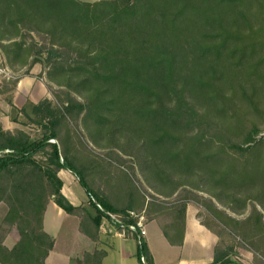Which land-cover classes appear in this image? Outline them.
<instances>
[{
    "label": "trees",
    "instance_id": "obj_1",
    "mask_svg": "<svg viewBox=\"0 0 264 264\" xmlns=\"http://www.w3.org/2000/svg\"><path fill=\"white\" fill-rule=\"evenodd\" d=\"M0 49L14 71L15 62L31 56L3 90L14 89L36 63L38 76L58 86L55 101L32 104L26 114L43 130L40 137L0 125V203L7 206L0 264H45L54 246L43 228L50 201L77 217L79 232L94 242L101 220L115 215L125 225L115 224L119 230L140 216L155 219L166 240L180 245L190 203L204 209L213 226L200 223L220 240L231 231L243 246L259 242L264 0H0ZM87 119L122 131L123 142L113 148L122 146L126 179L138 176L135 196L124 190L129 202L139 193L134 209L113 206L108 190L95 184L85 162L93 154L77 144L72 129ZM61 169L78 179L87 205H73L62 194ZM217 203L236 214L249 206L243 227H230L234 218ZM12 228L19 238L8 248ZM137 239L139 263L155 264L142 236ZM227 254L218 243L212 264L228 261ZM105 255L84 251L75 262L101 264Z\"/></svg>",
    "mask_w": 264,
    "mask_h": 264
},
{
    "label": "crops",
    "instance_id": "obj_2",
    "mask_svg": "<svg viewBox=\"0 0 264 264\" xmlns=\"http://www.w3.org/2000/svg\"><path fill=\"white\" fill-rule=\"evenodd\" d=\"M12 41V40H11ZM11 41L2 40V43L7 44ZM31 60V56L26 58L25 62L17 61L13 64V66L19 68V71H16L18 75L25 71L28 67V64ZM0 62L5 63L10 67V64L7 63L4 54L0 49ZM42 71V66L39 63L32 65L31 69L27 74H23L21 78L18 80L16 87L12 90H3V82L0 84V125L3 131L13 133L15 130H23L27 132L30 136V132L24 129L22 125H32L30 127H35L34 131L39 130V126L36 124H30L28 122L27 110L23 111L24 104L27 105L30 103L35 104L42 100L43 98H36L39 95L38 89L36 86L38 85L36 78H38L39 73ZM39 77L38 79H40ZM35 88V89H34ZM34 89V90H33ZM2 90V91H1ZM34 92V93H33ZM48 99V98H46ZM31 104V105H32ZM15 107V109H14ZM14 109V111H13ZM14 112V113H13ZM25 115V119L22 120L20 117ZM41 129V128H40ZM33 130V129H30ZM32 137V136H31ZM63 174V176L61 175ZM58 176L63 182L61 192L62 194L73 204L80 205L85 204L88 200V196L83 189L81 192L77 189L79 186L77 183V178L70 173V171L61 169L58 172ZM134 186V185H133ZM135 191L133 192V196ZM121 196L120 203L116 204L113 200L115 198H110V196H106V200H109L111 204L117 208H121L123 206H128L129 208L135 207L139 202V193L135 197L130 200L126 199L124 193H119ZM4 203H0V221L7 211V206H3ZM51 206L55 211L56 215L63 216L66 214L59 208L53 201H50L46 207ZM45 210V213H46ZM250 211V207L248 206L244 213L236 214L231 212L228 214L230 217L234 218L235 222L230 221V227H243V221L248 217ZM262 212V223L260 225L261 228V236L259 237V242H254L253 245L250 243H244V246L241 244L240 238L233 234L230 231V235L228 239L225 234H222L221 240L220 238L210 231L205 225L200 223V220H204L209 225L213 226L209 222H207L204 217L199 215V209L194 204H188L185 213V221H184V234L182 244L180 245H171L165 238L162 229L157 220H145L143 216L138 218H142V225L145 230V234L142 235V239L148 247V250L153 258L155 264H212L214 261V252L216 246L220 245L223 250L228 249L229 254L223 259H228L226 262H217L215 264H264V205L260 208ZM131 212L135 213L134 210ZM44 213V218H45ZM77 218V217H76ZM203 221V222H204ZM239 223V224H238ZM79 220L77 218V223L75 224V228L78 230ZM153 224V225H152ZM248 227V226H247ZM43 228H44V219H43ZM45 230V229H44ZM238 230V229H237ZM79 232V230H78ZM48 233V232H47ZM80 233V232H79ZM50 234V233H48ZM82 234V233H81ZM51 235V234H50ZM84 235V234H82ZM85 236V235H84ZM54 239L55 246V238ZM86 237V236H85ZM138 233H129L126 230H119L111 219L103 218L100 223L99 232H98V240L92 241L94 243V249H103L106 252V255L101 261V264H120V261H124L126 257H129L133 252L126 249L125 243L127 240H132L136 244L138 250ZM256 237V236H255ZM19 235L15 228H12L4 240V244L11 248L18 240ZM88 238V237H86ZM89 239V238H88ZM254 239V237L252 238ZM90 240V239H89ZM256 239H254L255 241ZM117 244V249L113 248L114 251L112 253V257L110 256L111 245ZM50 251L48 257L49 258L51 252ZM129 248V246H128ZM91 250V251H93ZM87 251V250H86ZM90 251V252H91ZM84 252V251H83ZM82 252V254H83ZM70 257L69 260L77 259L82 256ZM45 260V264H46ZM109 260V261H108ZM112 260V261H111ZM111 261V263H109ZM72 264V263H71ZM76 264V263H75Z\"/></svg>",
    "mask_w": 264,
    "mask_h": 264
},
{
    "label": "rangeland",
    "instance_id": "obj_3",
    "mask_svg": "<svg viewBox=\"0 0 264 264\" xmlns=\"http://www.w3.org/2000/svg\"><path fill=\"white\" fill-rule=\"evenodd\" d=\"M80 1L92 2L96 0H80ZM36 40L38 41L37 38ZM38 73L39 72L37 71L36 74ZM41 76L42 77L40 79H38L39 77L36 78L38 83L36 89H38L40 96L34 95V97L36 98L39 97L40 99L43 98L39 102L44 101L46 98L55 101V98L52 94V90L58 89V86L55 85L54 83L48 82L45 74H42ZM30 102L29 104L27 105L24 104L23 106V111L27 110L28 111L27 114L31 113L32 103ZM24 116L25 115L21 116L20 118L24 120L25 119ZM112 116L113 115H110L109 119H112ZM121 116H123V114ZM28 122L30 124H35L29 118H28ZM87 122L88 123L86 125L83 122H80L76 128L72 124V129L74 130L73 131L74 139H75V135H78L80 141L77 140V144L80 143L82 147H86L93 154V157L88 158V160H85V162L90 163V165H88V169L90 168V170H92L93 173L92 177L96 178L94 180L95 184H100L104 186L106 190H108V193H110L109 194L110 198H115L113 199L115 200L114 202L116 204H121L120 203L121 196L119 194L120 191L124 193L125 190L126 194H128V191L131 192V194H133V192L136 189L134 186L138 185V182L136 180L138 176L136 177V179L132 177L131 180L128 181L125 177V174H127V170L125 166H119L120 159L125 157L124 154L121 155L123 150H120L119 148V147L122 148V146L113 148L114 146L119 145L120 143L123 142V140H121L120 137L122 131H119L120 133L119 132L114 133L115 130L110 132V124L108 126L107 125L108 122L91 124V122L88 119ZM22 126L26 130L28 127L30 129H33V130L30 129L28 130L32 137H37V136L40 137L43 133V130L40 128L38 131H34L36 128L30 127L32 125H22ZM135 138H137V134L134 135L132 139ZM116 152L119 153V156H116ZM72 161L74 163L79 162L76 161V154H73ZM117 166L120 167V169ZM61 175L63 176V174ZM86 180L87 182H89L91 178H86ZM77 183L79 185L77 186L78 187L77 189L79 190V192H81L83 190V187L81 186L79 181H77ZM137 194L138 193L136 191V195ZM204 195L206 196V194ZM136 201L138 202V199ZM87 203L88 200L85 202V204L87 205ZM216 205L220 209L223 208L218 203ZM3 206L5 207V204H3ZM195 206L199 209V215L202 217L205 216L204 209L201 206H197V205ZM223 209L228 214L230 213L229 210H226L225 208ZM0 213H1V209H0ZM76 223H77V218L75 216H71L68 214H63V216H58L56 215L55 211L52 209L51 206L47 208L44 218V229L46 232L50 233L55 238V246L49 258L46 260V264H71V263L75 264L76 258L70 261L69 260L70 257L80 256L83 251L86 250L91 251L94 249L95 246L94 243H92L91 240H89L84 235L79 233L78 230L74 227ZM225 236L228 239V236L227 235ZM134 243L135 242H133L132 240L129 241L127 240V242L125 243L126 249L127 250L131 249L133 253L129 257H126L124 261H120V264H140L137 259V247L136 244ZM108 248H111L110 250L111 257L114 251L113 248H116V250H118L116 243ZM111 261L109 263H111Z\"/></svg>",
    "mask_w": 264,
    "mask_h": 264
},
{
    "label": "built area",
    "instance_id": "obj_4",
    "mask_svg": "<svg viewBox=\"0 0 264 264\" xmlns=\"http://www.w3.org/2000/svg\"><path fill=\"white\" fill-rule=\"evenodd\" d=\"M17 76H18V73L16 71H14L12 68H10L5 63L0 62V84L2 82H8V81L14 80ZM51 141L54 142L53 140ZM128 214L131 217H136V214L131 211L128 212ZM110 217L114 224L120 225L121 227L125 226L122 224V220L120 216L110 215ZM125 228L126 229L124 230L129 231V233H138L139 237L145 234V230L142 225V218H138V221L136 224L126 225ZM141 262L142 263L145 262L143 257L141 258Z\"/></svg>",
    "mask_w": 264,
    "mask_h": 264
}]
</instances>
